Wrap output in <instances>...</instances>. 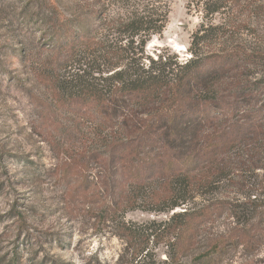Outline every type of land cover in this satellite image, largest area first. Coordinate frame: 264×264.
<instances>
[{
	"label": "trees",
	"instance_id": "16d2710c",
	"mask_svg": "<svg viewBox=\"0 0 264 264\" xmlns=\"http://www.w3.org/2000/svg\"><path fill=\"white\" fill-rule=\"evenodd\" d=\"M106 2L117 11L79 3L75 26L50 2L42 19L51 26V42L39 48L54 54L41 72L57 101L84 107L95 123L100 143L75 158V171L98 165L112 198L111 221L118 206L171 212L163 221L119 222L123 248L114 264H189L183 257L197 248L200 232L225 215L230 226L191 264H211L239 246L258 249L264 238V0H189L201 22L184 60L145 50L167 23L164 0ZM161 244L166 257L159 261Z\"/></svg>",
	"mask_w": 264,
	"mask_h": 264
},
{
	"label": "rangeland",
	"instance_id": "374dc122",
	"mask_svg": "<svg viewBox=\"0 0 264 264\" xmlns=\"http://www.w3.org/2000/svg\"><path fill=\"white\" fill-rule=\"evenodd\" d=\"M83 1L95 11L118 9L106 0H0V264H114L123 248L119 222L141 225L171 214L145 205L124 212L118 206L111 221L112 198L98 165L75 171V158L100 143L94 142L95 123L84 107L57 101L41 72L54 54L39 44L51 42V26L42 19L50 2L75 26ZM164 1L167 23L145 50L152 57L168 52L184 60L201 12L189 0ZM230 222L225 215L208 224L183 261L191 264ZM164 250L156 246L157 260L166 257ZM211 264H264V238L256 250L229 249Z\"/></svg>",
	"mask_w": 264,
	"mask_h": 264
}]
</instances>
